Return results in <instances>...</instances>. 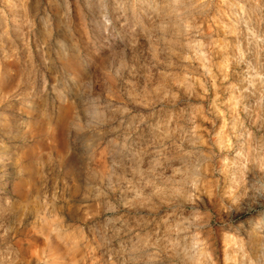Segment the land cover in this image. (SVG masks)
<instances>
[{
    "label": "rangeland",
    "instance_id": "rangeland-1",
    "mask_svg": "<svg viewBox=\"0 0 264 264\" xmlns=\"http://www.w3.org/2000/svg\"><path fill=\"white\" fill-rule=\"evenodd\" d=\"M0 264H264V0H0Z\"/></svg>",
    "mask_w": 264,
    "mask_h": 264
},
{
    "label": "bare ground",
    "instance_id": "bare-ground-1",
    "mask_svg": "<svg viewBox=\"0 0 264 264\" xmlns=\"http://www.w3.org/2000/svg\"><path fill=\"white\" fill-rule=\"evenodd\" d=\"M261 221H262V220H261ZM261 221H260V222H261ZM258 222H259V221H258ZM257 227H258V226H257Z\"/></svg>",
    "mask_w": 264,
    "mask_h": 264
}]
</instances>
